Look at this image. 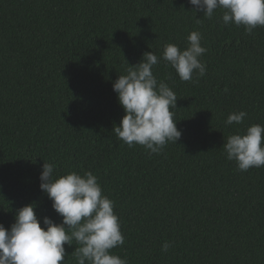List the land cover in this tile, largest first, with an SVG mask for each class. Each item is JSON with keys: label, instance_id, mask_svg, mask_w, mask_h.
<instances>
[{"label": "trees", "instance_id": "trees-1", "mask_svg": "<svg viewBox=\"0 0 264 264\" xmlns=\"http://www.w3.org/2000/svg\"><path fill=\"white\" fill-rule=\"evenodd\" d=\"M192 10L188 0H0V223L10 229L28 204L42 227L45 216L62 222L40 188L51 163L54 177H98L125 236L113 252L129 264H264V167L239 171L223 150L237 130L264 125V27L246 34L221 10ZM192 31L207 49L196 83L162 60ZM145 52L161 58L153 71L176 93L182 132L151 155L114 133L125 113L113 84ZM239 111L243 124L226 126Z\"/></svg>", "mask_w": 264, "mask_h": 264}, {"label": "clouds", "instance_id": "clouds-1", "mask_svg": "<svg viewBox=\"0 0 264 264\" xmlns=\"http://www.w3.org/2000/svg\"><path fill=\"white\" fill-rule=\"evenodd\" d=\"M191 12H202L212 19L222 11L224 25L243 26L252 34L264 27V0H188ZM201 19H197L200 23ZM202 34L192 31L188 46L164 45L162 60L169 64L185 82H198L206 75L207 66L201 57L207 49L201 44ZM154 52H145L135 66H129L113 84L118 102L124 110L114 133L129 148L143 146L151 154H159L169 142L177 143L182 132L177 128L175 110L177 96L164 81L154 74L160 62ZM247 112H232L224 121L226 126L243 124ZM226 158L235 161L238 170L264 167V125L253 124L227 137L223 145ZM40 188L52 200L54 211L61 216L57 224L50 217L37 216L36 206L28 204L16 211L10 229L0 223V264H66L65 245L73 246L71 254L76 264H129L113 249L123 246L125 236L115 213V202L104 194L98 177L91 171H76L54 177V165L44 163ZM172 242L165 241L162 252H168Z\"/></svg>", "mask_w": 264, "mask_h": 264}]
</instances>
